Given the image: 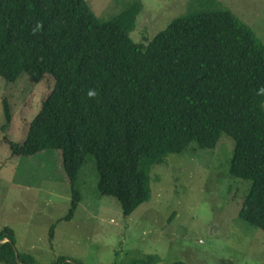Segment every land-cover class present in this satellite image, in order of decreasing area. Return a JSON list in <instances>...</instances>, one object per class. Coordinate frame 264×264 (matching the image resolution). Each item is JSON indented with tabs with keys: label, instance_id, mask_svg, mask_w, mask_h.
<instances>
[{
	"label": "trees",
	"instance_id": "16d2710c",
	"mask_svg": "<svg viewBox=\"0 0 264 264\" xmlns=\"http://www.w3.org/2000/svg\"><path fill=\"white\" fill-rule=\"evenodd\" d=\"M141 10L128 4L100 19L87 0H0V76L54 81L25 139L9 141L11 154L60 151L72 193L61 220L79 206L88 157L99 194L130 215L151 198L154 164L213 149L226 133L234 141L230 174L250 181L239 217L264 231V42L230 9L196 5L136 42ZM4 104L5 130L12 112ZM14 235L0 231V240L8 238L0 262L41 264L16 249ZM51 264L83 263L61 256ZM132 264H160V257Z\"/></svg>",
	"mask_w": 264,
	"mask_h": 264
},
{
	"label": "rangeland",
	"instance_id": "374dc122",
	"mask_svg": "<svg viewBox=\"0 0 264 264\" xmlns=\"http://www.w3.org/2000/svg\"><path fill=\"white\" fill-rule=\"evenodd\" d=\"M87 2L100 19L140 3L142 12L131 32L136 42L152 39L195 5L230 9L264 42V0ZM53 84L50 78L35 84L0 76V231L6 226L13 230L19 252L32 254L41 264L61 256L83 264H132L149 254L158 255L160 264H264V231L239 217L250 181L230 174L234 141L226 133L213 149L170 153L154 164L151 198L130 215L116 198L99 194L95 160L88 157L77 180L79 206L71 220H61L72 193L60 151L14 156L9 146V141L25 139ZM5 99L12 121L4 130Z\"/></svg>",
	"mask_w": 264,
	"mask_h": 264
},
{
	"label": "water",
	"instance_id": "95a60500",
	"mask_svg": "<svg viewBox=\"0 0 264 264\" xmlns=\"http://www.w3.org/2000/svg\"><path fill=\"white\" fill-rule=\"evenodd\" d=\"M5 241H8V238H3L2 240H0V245Z\"/></svg>",
	"mask_w": 264,
	"mask_h": 264
}]
</instances>
